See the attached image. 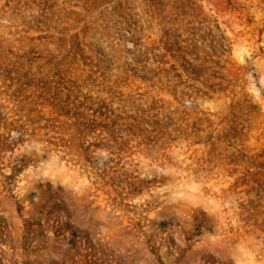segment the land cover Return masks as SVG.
Returning a JSON list of instances; mask_svg holds the SVG:
<instances>
[{
  "label": "rangeland",
  "instance_id": "obj_1",
  "mask_svg": "<svg viewBox=\"0 0 264 264\" xmlns=\"http://www.w3.org/2000/svg\"><path fill=\"white\" fill-rule=\"evenodd\" d=\"M0 264H264V0H0Z\"/></svg>",
  "mask_w": 264,
  "mask_h": 264
}]
</instances>
